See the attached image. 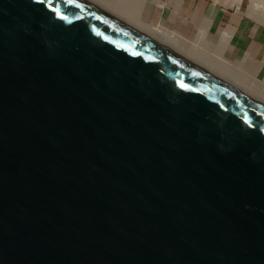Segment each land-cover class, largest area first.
Wrapping results in <instances>:
<instances>
[{
	"label": "water",
	"instance_id": "95a60500",
	"mask_svg": "<svg viewBox=\"0 0 264 264\" xmlns=\"http://www.w3.org/2000/svg\"><path fill=\"white\" fill-rule=\"evenodd\" d=\"M0 264H264V106L81 0H0Z\"/></svg>",
	"mask_w": 264,
	"mask_h": 264
},
{
	"label": "crops",
	"instance_id": "0c3cea01",
	"mask_svg": "<svg viewBox=\"0 0 264 264\" xmlns=\"http://www.w3.org/2000/svg\"><path fill=\"white\" fill-rule=\"evenodd\" d=\"M117 2L129 14L125 15L124 10L113 4L114 14L124 21L134 14L145 26H161L185 54H193L197 47L194 45L201 41L197 59L209 65L214 59H217L213 61L215 65L218 59L224 62L229 78L245 85L243 89L247 93L255 94L252 99L264 106V17L261 14L250 13L244 3L241 8L229 5V0H146L143 6L139 0H131L129 6H123L121 0ZM188 43L191 45H184Z\"/></svg>",
	"mask_w": 264,
	"mask_h": 264
},
{
	"label": "bare ground",
	"instance_id": "6f19581e",
	"mask_svg": "<svg viewBox=\"0 0 264 264\" xmlns=\"http://www.w3.org/2000/svg\"><path fill=\"white\" fill-rule=\"evenodd\" d=\"M81 1L86 3V4H88L90 7L96 9L97 11L103 13L104 15L108 16L109 18H111V19L121 23L122 25L130 28L131 30H133L134 32H136L137 34L142 36L143 38L147 39L148 41L152 42L153 44H155L159 48H161V49L169 52L170 54L178 57L179 59L191 64L192 66L200 69L201 71L207 73L208 75L212 76L213 78L224 82L229 87H231L235 91L243 94L244 96L252 99V96L255 95L254 94V95L251 96V94H249L250 93L249 91L247 93L246 92L247 90L243 89L244 88L243 86H245V85L241 86L240 83L237 80L229 78V76H228V68H227V66L225 67L224 62L222 64V62H220L219 59H218V63L215 65V64H213L214 63L213 61H217V59H214V58H213L214 60L212 61L213 65L211 64V62H209L210 65L209 64H204L203 61L200 62V60L197 59V57H198L197 53L199 51L197 49L200 48L203 45L201 41L198 42L197 45L196 44L194 45V47H196V46L197 47H196V50L194 51L193 54H191L192 52H190L191 55L190 54H185L184 52H182L181 50L178 49L177 44H175L174 42H172L169 39L168 35L165 33L164 29L161 26H159V27H151V28L148 27V26H145L144 24H142L139 21L138 16L134 15V14L131 15V17H130V19L128 21H124L122 18H120L119 16L114 14L111 11V9L113 7V4L119 10L121 8L120 11L124 10L123 13H125V15L129 14V10L126 9L127 11H125V9L122 7V5H120L117 2V0H81ZM121 2L123 4V6H125V5L130 4L131 0H121ZM139 2L143 6L144 3L146 2V0H139ZM243 3H244V0H229V2H228L229 5L230 4H235V6H238L239 8L242 7ZM107 7L110 8V9H108ZM249 9H250V13L261 14L264 17V0H250ZM134 13H137V12H134ZM140 13H141V11H140ZM200 39L202 40L203 37L200 38ZM230 66H228V67H230ZM210 67H213V68H210ZM234 85H236V86L239 85L240 88H238L239 86L236 87ZM260 100H262V99H260ZM261 104H262V102H261Z\"/></svg>",
	"mask_w": 264,
	"mask_h": 264
},
{
	"label": "rangeland",
	"instance_id": "374dc122",
	"mask_svg": "<svg viewBox=\"0 0 264 264\" xmlns=\"http://www.w3.org/2000/svg\"><path fill=\"white\" fill-rule=\"evenodd\" d=\"M249 2H250V0H245V2H244V7H245L246 9H247L248 6H249ZM190 43H191V42H190ZM190 43H188V44H184V45L190 46V45H191ZM184 45H183V46H184ZM183 48H184L185 50L188 49V47H186V46H184ZM208 52H209V50L206 49V50H205V53H208Z\"/></svg>",
	"mask_w": 264,
	"mask_h": 264
}]
</instances>
